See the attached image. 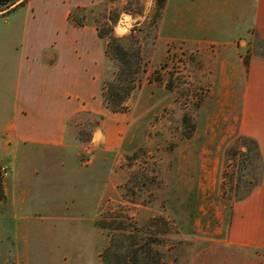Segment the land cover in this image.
Listing matches in <instances>:
<instances>
[{"label": "rangeland", "instance_id": "rangeland-1", "mask_svg": "<svg viewBox=\"0 0 264 264\" xmlns=\"http://www.w3.org/2000/svg\"><path fill=\"white\" fill-rule=\"evenodd\" d=\"M240 1L167 0L161 11L155 0L74 7H92L74 18L87 16L95 28L113 11V34L140 43L142 74L117 113L104 102L103 76L95 103L103 112L76 114L61 149L11 143L2 132L13 117L25 12L0 18V264H124L148 240L175 248L168 257L182 263L254 264L256 250L231 245L236 208L252 192L236 199L254 181L246 162L255 155L240 140L250 137L240 106L254 46L238 40L220 54L222 39L240 30L226 32V21L243 15L224 2ZM106 68L110 79L107 59ZM100 128L122 138L117 148L96 141Z\"/></svg>", "mask_w": 264, "mask_h": 264}, {"label": "crops", "instance_id": "crops-1", "mask_svg": "<svg viewBox=\"0 0 264 264\" xmlns=\"http://www.w3.org/2000/svg\"><path fill=\"white\" fill-rule=\"evenodd\" d=\"M102 1L12 0L9 7L0 8V18L19 10L25 12L15 62L13 117L2 130L11 143L61 149L68 123L76 114L85 110L103 112L95 103L106 66L105 47L95 27H75L69 20L74 7ZM224 7L235 13L242 11L243 15L240 19L230 15L226 21V32L240 30L229 41L222 39L225 48L220 54L232 53L238 40L252 41L251 48L256 39L264 40V0L224 2ZM242 61L240 57L239 64ZM240 107L242 133L258 142L264 165V58H250ZM95 137L109 151L122 139L101 128ZM244 203V209L236 208L231 245L256 250L250 257L252 263L264 264V170L262 184Z\"/></svg>", "mask_w": 264, "mask_h": 264}, {"label": "trees", "instance_id": "trees-1", "mask_svg": "<svg viewBox=\"0 0 264 264\" xmlns=\"http://www.w3.org/2000/svg\"><path fill=\"white\" fill-rule=\"evenodd\" d=\"M12 0H0V6H10ZM160 11L165 7L167 0H155ZM93 8L79 7L71 12L69 20L76 27L86 26L87 16L82 19L74 18V13L77 11L88 12ZM105 21L101 25L96 24L98 36L102 40H106V59L109 63H113L115 70L108 78V66L104 74V81L102 86V94L106 107L113 113L124 112L126 109V102L136 91L140 83V75L142 74V50L138 39L134 35L127 38H118L113 34L115 25L118 22V16H115L111 11L106 15ZM254 56L264 58V40L256 39L254 45ZM248 61L249 58H248ZM249 63V62H248ZM240 140L244 147L254 153V157L247 160L248 173L252 175L254 181L249 182L251 188L247 191L245 196L238 197L236 201L246 199L253 189L260 186L263 180V160L258 142L250 137L242 136ZM251 148V149H250ZM256 177V178H255ZM165 246L161 243H152L149 240L142 242L137 249L132 251L131 259H126L124 264H188L182 263L178 258L169 259V253L175 248L164 250ZM111 250V249H110ZM109 250L106 252L108 255ZM104 264H111L105 262Z\"/></svg>", "mask_w": 264, "mask_h": 264}, {"label": "bare ground", "instance_id": "bare-ground-1", "mask_svg": "<svg viewBox=\"0 0 264 264\" xmlns=\"http://www.w3.org/2000/svg\"><path fill=\"white\" fill-rule=\"evenodd\" d=\"M122 22V23H121ZM118 25V28L121 30V31H125L127 28H128V24H126L125 21H121Z\"/></svg>", "mask_w": 264, "mask_h": 264}]
</instances>
